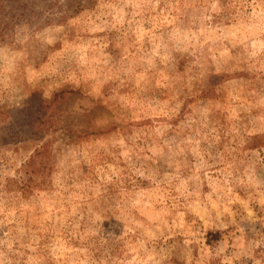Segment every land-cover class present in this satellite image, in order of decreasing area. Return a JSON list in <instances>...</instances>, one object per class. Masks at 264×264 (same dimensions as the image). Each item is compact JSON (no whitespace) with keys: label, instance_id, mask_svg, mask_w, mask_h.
Listing matches in <instances>:
<instances>
[{"label":"rangeland","instance_id":"obj_1","mask_svg":"<svg viewBox=\"0 0 264 264\" xmlns=\"http://www.w3.org/2000/svg\"><path fill=\"white\" fill-rule=\"evenodd\" d=\"M0 1V264H264V0Z\"/></svg>","mask_w":264,"mask_h":264},{"label":"trees","instance_id":"obj_2","mask_svg":"<svg viewBox=\"0 0 264 264\" xmlns=\"http://www.w3.org/2000/svg\"><path fill=\"white\" fill-rule=\"evenodd\" d=\"M1 1V0H0ZM16 0H12V2H15ZM92 0H69V9H71V12L79 11L80 9L86 8L90 5V2Z\"/></svg>","mask_w":264,"mask_h":264}]
</instances>
